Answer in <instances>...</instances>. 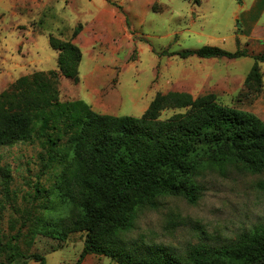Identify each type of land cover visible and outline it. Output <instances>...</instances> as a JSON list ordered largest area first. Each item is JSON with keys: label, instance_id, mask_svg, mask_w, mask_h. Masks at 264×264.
Wrapping results in <instances>:
<instances>
[{"label": "rangeland", "instance_id": "obj_1", "mask_svg": "<svg viewBox=\"0 0 264 264\" xmlns=\"http://www.w3.org/2000/svg\"><path fill=\"white\" fill-rule=\"evenodd\" d=\"M51 37L82 52L78 82L60 76L62 102L80 100L99 114L139 118L158 94L185 92L197 98L209 93L221 105L264 122V63H259L263 86L250 90L245 85L254 56L264 52V0H0V93L22 76L58 71L59 52L51 47ZM206 46L249 55L180 57ZM180 112L165 110L161 119ZM47 152L41 140L0 147L13 200L0 220L3 242L23 227L22 213L40 214L47 194L35 198L36 186L54 187L57 164L48 161ZM198 182L203 192L197 204L164 198L157 210L141 215L134 235L184 252L201 240L220 244L264 223V172L209 163ZM85 239L84 232L70 234L65 242L39 235L31 246L25 238L20 246L43 255L48 264H77ZM81 264L118 263L90 254Z\"/></svg>", "mask_w": 264, "mask_h": 264}, {"label": "trees", "instance_id": "obj_2", "mask_svg": "<svg viewBox=\"0 0 264 264\" xmlns=\"http://www.w3.org/2000/svg\"><path fill=\"white\" fill-rule=\"evenodd\" d=\"M50 44L59 52L58 71L22 76L0 93V147L41 140L48 161L57 164L54 187L36 186L35 198L47 194L40 214L22 213L23 227L6 242L0 238V264H48L43 255L24 252L20 240L31 246L42 235L65 242L77 232L86 233L77 264L90 254L118 264H264V223L220 244L201 240L184 252L134 235L141 215L157 210L164 198L197 204L203 192L198 178L209 163L263 173L264 122L209 93L158 94L139 118L99 114L80 100L62 102L60 76L78 82L82 52L54 37ZM248 55L210 46L180 53L184 59ZM254 60L245 80L250 90L263 86L264 52ZM165 110L184 112L161 119ZM10 182L9 168L0 166V220L13 206Z\"/></svg>", "mask_w": 264, "mask_h": 264}]
</instances>
